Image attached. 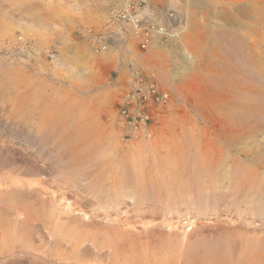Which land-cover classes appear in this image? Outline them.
<instances>
[{
  "label": "bare ground",
  "instance_id": "obj_1",
  "mask_svg": "<svg viewBox=\"0 0 264 264\" xmlns=\"http://www.w3.org/2000/svg\"><path fill=\"white\" fill-rule=\"evenodd\" d=\"M123 2L121 0L112 8L105 20L110 27L107 44L112 38L126 34L136 42L140 50H156L160 37L165 34L170 37L175 30L167 33L163 27L158 28L156 35L141 49L139 40L130 34L126 26L118 27L113 23L115 20L112 18ZM223 2L220 14L224 24L221 27L226 30L218 33L219 41L214 39L217 34L208 33L210 30L200 33L199 22H190L192 33H176L179 48L185 52L182 53L187 55L188 60L194 59V64L187 65L192 69L187 74V80L181 78L182 84L183 81L187 83L186 88L178 83V92L182 97L192 96L195 101L193 110L199 118L191 120L187 116L182 120H171L170 113L176 111L170 100L172 96L167 100L166 93L159 91L152 72L144 74L149 82L142 81L136 66H148L151 60L157 61L160 55L157 50L144 56L140 54L132 60L134 79L123 105L132 101L134 103L136 97L144 96L147 104L141 109H145L147 121L136 125L126 124L130 127V132L137 130L139 125H146L150 122L149 112L153 102L167 100L166 108L156 109L157 114L165 117L163 121L159 120L153 136L155 139L160 140L162 137L163 140L171 141L174 146L168 148L163 143V147H156L140 140L126 151L122 157L125 165L114 170L113 182L110 188L107 187L109 190L105 194L106 199H103L105 201H100L102 191L95 197L99 201L97 213L79 210L69 202H54L49 186L46 187L45 177H39L38 180L31 179L32 175L29 176L30 179L25 178L27 175L22 174V177L21 173L24 171L20 172L17 166L18 171L6 170L7 173H0V200L6 202L5 210L4 207L0 210V214L5 216L6 226L1 228V225L0 229L8 237L9 243L28 245V237L44 233L55 240L76 237L77 243L75 242L76 246L72 251L78 258L76 264H264V0ZM226 24L229 25L228 29ZM100 30L102 29L98 31L101 32ZM183 39L186 42L182 43ZM230 40L235 41V46L232 47L237 52L238 60L243 63L242 67L239 64L231 65L225 56L218 55L220 51L225 55L229 54L224 45L230 43ZM199 59L205 61L204 69L197 67ZM215 63L220 66L218 69ZM170 81V77L162 78L165 91L168 90ZM134 89H138L140 94L134 92ZM182 111L184 113L183 108ZM55 116L53 117L56 119ZM4 121L16 126L10 118H4ZM22 123L24 127L19 125L20 131L30 142L33 133L32 128L27 126L29 120H23ZM44 124L45 122L42 123ZM53 127L54 125L50 127L52 132ZM54 131L57 136V129ZM5 141L0 143V166L12 161L15 152H25V149L13 147ZM161 142L159 141L160 144ZM178 144H184L183 151L176 152L173 149ZM54 149L57 152L58 148ZM72 154L73 152L67 155L70 157ZM22 159L25 164L29 162L27 170L44 171L42 165H36L27 157ZM89 162L86 161L87 164ZM55 165L54 167L59 166ZM63 176L64 174L62 178ZM17 200L21 203L23 201L25 209L12 206ZM18 202L16 203L19 205ZM130 210L141 212L139 224H132L135 222L132 221V225H126L119 220L121 215H125V212L128 214ZM182 217L183 221L179 222ZM84 240L87 243L85 249L80 244Z\"/></svg>",
  "mask_w": 264,
  "mask_h": 264
},
{
  "label": "rangeland",
  "instance_id": "obj_2",
  "mask_svg": "<svg viewBox=\"0 0 264 264\" xmlns=\"http://www.w3.org/2000/svg\"><path fill=\"white\" fill-rule=\"evenodd\" d=\"M120 1L121 0H0V139H3L2 141L6 140V144L8 142V144H11L12 146L14 145L19 149H25L24 154L15 152L16 155L12 161H9L10 163L7 161L4 163L5 165L3 164V166H0V173H7L6 170L18 171L20 169V172L24 171L21 175H27L26 177L24 176L25 178L30 179L32 177L31 179L38 180L45 177L44 179L47 182L46 187L48 188L49 186L48 189L52 196H54V202H69V204L75 208L79 210L84 209L83 211L89 213H93V211L96 213L98 212L99 201L98 199L96 201L95 197H97L99 191H102L100 201H105L103 199H106L105 194L108 193V188H110L113 182L114 170L122 167L121 165H125L123 162L125 160L124 158L122 159L124 153L130 150V148L138 143V141L143 140L145 143L156 147H161L163 143L165 144L163 146H168V148L174 146V143L172 144L171 141L163 140L162 137H160V140L159 138L155 139L153 136V130L156 128V125L163 121V118L165 117L164 115L157 114L156 109L166 108L169 96V98L172 96L170 100H172L176 109L175 112L170 113L173 122L177 119L182 120L187 118V116L191 120H197L199 118L193 110L195 101L192 96L188 95L182 97L178 92V87L181 86L182 79L187 80V74L192 70L187 65L191 63L194 64V61H192L194 59L188 60L187 55L184 54L185 52L180 50V42L178 39L176 40V33L180 32L181 34L183 33V35L192 33L190 22L196 24L199 22V26L201 25L200 33H204L206 30V32H208L210 30L208 33L213 32L214 34H217L214 35V39L215 41H219L220 35L218 33L222 32V30H226L221 27V25L224 24L220 14L224 3L223 0H221L222 3H220V0H142L145 2L149 11L160 14L159 19L162 20L165 15L170 14L169 12H172L175 17V23L172 26V30H175L172 32L170 38L163 43L158 42L156 45V50L160 55L159 59H157V61L151 60L148 66L136 65L139 68L138 74L141 76L142 81L145 80L146 82H149L146 80L144 74H148L149 72L154 74L157 87L159 91L161 90L160 92L166 93L167 100L153 102L149 112L150 122L146 125H139L137 130L133 132H130V127L122 119L121 139L119 142L117 141L116 144V146L118 145L122 148V156H116L113 151L97 152L93 150L86 155L82 154L80 151H76L68 157L71 153V151L67 149L70 138L66 133V121L63 122L61 116H64V113L67 115L72 112V107L77 106L76 104L78 103H73V105L64 104V100L85 93L91 94V92L98 90H106L105 98L115 104L121 103L120 105L122 106L124 102L122 97H126L131 89V83L134 79L133 72L135 68L132 60H135L140 54V56H144L156 51L152 50L153 48L149 50H140L136 42H134L128 35L123 34L118 38H112L104 51L94 54L88 42L75 33L78 27L85 29L103 26L108 13ZM225 26L228 29L229 25L226 24ZM231 40L234 39L231 38ZM231 40L230 43L224 45L230 55H225L224 52L221 53V51L218 52V55L220 54L221 56L222 54V57L225 56L227 60L230 61L229 63L231 65L236 66L239 64V66L242 67L243 63L238 60V55H236L237 52L233 48L235 46V41L232 42ZM184 42L186 41L183 39L182 43ZM215 44L218 46L216 42ZM230 44L231 47H229ZM21 49H23V51ZM25 50H27L29 54H27ZM182 51L184 53H182ZM232 61L234 63H232ZM204 62L203 59H199L197 67L200 69L203 67L202 69H204ZM217 65L216 68L218 69L220 66ZM68 66L70 68H68ZM65 69L67 70L65 71ZM71 70L72 72H70ZM69 73L71 75H69ZM12 74L16 78H20L17 79L19 82L15 77L13 78ZM172 75H174V77ZM164 76L171 78L167 91L162 87V78ZM6 82L8 84H6ZM183 82L184 84L182 85L186 88L185 84L187 83L185 81ZM176 84L177 87L175 86ZM17 89H21L22 91ZM96 96L97 94L92 98L95 99ZM16 97L20 99H16ZM25 107L26 109H24ZM182 108L186 115L181 113ZM54 115L57 116L56 119L53 117ZM153 116L154 118H152ZM4 118H10L12 121L16 119L14 121L16 126L6 124ZM23 120H29L27 126L32 128L33 134L30 142L27 141V137L19 128V125L20 127L21 125L23 126ZM20 121L22 124L19 123ZM2 122L5 124L3 125ZM40 122H45V124L42 125ZM53 125V129H57L58 131L57 136L55 135L56 133L54 134V130L53 132L50 130V127ZM124 134L128 136L127 141H121ZM2 141H0V143ZM159 141H162L161 144ZM34 145L36 146L34 147ZM182 146H184V144H178L173 149L176 152H178V150L183 151L184 147ZM54 148H58L57 152H55ZM22 157H27L36 165H42L44 173L37 170L33 171L32 169V171L27 170L29 162H26L27 164H25ZM53 157L57 161H54L55 159ZM65 160H67V162ZM86 161L87 163L89 161L91 162L87 164ZM94 162L97 165H94ZM78 163L81 165H77ZM55 164H59L60 167L58 165L57 167H54L56 166ZM16 166L19 169H17ZM87 169H89V171ZM31 172L35 173L31 174ZM56 173H60L58 174L59 176ZM63 174L64 176L62 178ZM80 175L84 176L82 177ZM51 176H53L54 179ZM57 180H60L61 182H57ZM93 197L95 199H92ZM18 201L20 200L14 201L12 206L15 208L21 206L19 207L20 209H25L24 205H22L23 201L22 203ZM16 202L21 205H18ZM3 207V210H5L6 202L0 200L1 211ZM88 207L90 209H87ZM124 208L125 207L123 206L122 209ZM138 213H135V210H130L128 214L125 212V215H121L119 220L126 225L129 223L131 224L132 221H135L132 224H139V216L142 214L141 212ZM2 218L5 219V216L0 214V222H2L0 223V226L2 225L1 228L6 226V222H4L6 219L3 220ZM182 221L183 217L179 219V222ZM1 231L2 229H0V264H76L78 261V258L72 254L77 243L76 237L55 240L51 239V237L44 233L41 234V236L31 235L28 237L29 244L23 245L19 242H13L12 244L9 243L10 241L8 237L5 236L4 231ZM3 240H6L10 245L8 244L9 246L7 247V243L5 241L3 242ZM42 241L43 243H41ZM4 243H6V245H4ZM80 244L82 246L84 245L83 248L85 249L87 244L86 241H80ZM54 245H56V247L60 246L59 249H55L56 247Z\"/></svg>",
  "mask_w": 264,
  "mask_h": 264
},
{
  "label": "crops",
  "instance_id": "obj_3",
  "mask_svg": "<svg viewBox=\"0 0 264 264\" xmlns=\"http://www.w3.org/2000/svg\"><path fill=\"white\" fill-rule=\"evenodd\" d=\"M105 93L106 90H98L64 100V104L78 103L77 107H72V112L61 116L63 122L66 121V133L70 138L67 149L71 152L80 151L86 155L95 150L113 151L116 156L122 154V148L116 146L122 133L120 107L107 100ZM123 140H128L126 134Z\"/></svg>",
  "mask_w": 264,
  "mask_h": 264
},
{
  "label": "built area",
  "instance_id": "obj_4",
  "mask_svg": "<svg viewBox=\"0 0 264 264\" xmlns=\"http://www.w3.org/2000/svg\"><path fill=\"white\" fill-rule=\"evenodd\" d=\"M170 14L165 15V17L161 20L159 19L160 14L157 12L149 11L146 7V4L142 0H124L122 6L115 12L112 20H115L116 26H126L130 30V34L139 40V44L141 49H144L147 44L152 39L153 35H156L158 28L163 27L164 30L168 33L172 31V26L175 23V17L172 12ZM109 26L108 22L103 24V26L98 28H77L75 33L80 36L82 39H85L92 52L94 54H98L104 51L107 47V42L109 38ZM97 31L99 33H97ZM169 37V35H164L160 37V42H165ZM145 81V80H143ZM135 90V89H134ZM137 94L139 90H135ZM134 92L131 94V100L134 95ZM123 99L126 100V97L123 96ZM145 97L140 96L136 97L135 101L129 104L119 107V116L124 120L128 125L130 124H138L142 121H147L146 119V111L145 109H141L146 105ZM132 111V112H131Z\"/></svg>",
  "mask_w": 264,
  "mask_h": 264
}]
</instances>
